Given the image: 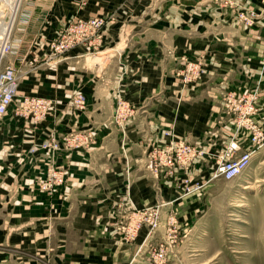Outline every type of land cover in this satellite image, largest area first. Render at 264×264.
Returning a JSON list of instances; mask_svg holds the SVG:
<instances>
[{"label": "crops", "instance_id": "obj_1", "mask_svg": "<svg viewBox=\"0 0 264 264\" xmlns=\"http://www.w3.org/2000/svg\"><path fill=\"white\" fill-rule=\"evenodd\" d=\"M22 1L2 61L16 65L18 96L51 98L54 106L37 123L14 105L0 119V264H149L151 242L140 245L143 233L123 242L117 224L130 207L174 200L180 189L178 174L159 182L145 170V149L168 139L169 130L205 150L190 175L209 184L223 179L213 172L231 141L223 129L225 89L259 88L264 106V13L248 29L208 0ZM242 2L261 9V0ZM74 14L106 18L103 49L78 45L54 56L49 42ZM200 55L208 72L195 86L181 87L175 71L182 56ZM120 88L136 110L125 139L113 121ZM78 92L86 97L81 108L71 102ZM75 129L91 132L89 147L32 149ZM59 166L67 178L54 194L33 186ZM196 200L175 204L184 218L199 210Z\"/></svg>", "mask_w": 264, "mask_h": 264}, {"label": "rangeland", "instance_id": "obj_2", "mask_svg": "<svg viewBox=\"0 0 264 264\" xmlns=\"http://www.w3.org/2000/svg\"><path fill=\"white\" fill-rule=\"evenodd\" d=\"M23 2L22 0L20 1L12 25V31L9 36L10 44L11 41H13V35L16 31V24L20 18ZM235 2L236 4L232 7L221 8L230 10L234 19L241 26L248 29L254 28L260 16L264 13V0H261V9L259 10L245 4L242 0H235ZM0 9L3 13L0 15V22L11 21V8L6 0H0ZM241 14L245 15V17H241ZM75 15L76 14L67 17L65 22L69 21ZM246 19L250 20V23H247ZM103 39L104 35L102 40L95 45H89V43L80 45L89 46L93 53H96L103 49ZM70 50L62 55L68 53ZM185 57L192 60L201 59V61L205 63V72L201 75V78L189 85L183 84L177 76V71L183 66V59ZM4 66H6V64L1 58L0 68ZM179 68L175 71L179 84L181 87L191 88L208 72V61L204 55L195 58L182 56V65ZM233 93L236 95L228 96ZM80 94L84 95L82 92H78L71 99L72 104H74L76 108H81L86 103V97L82 105H76L74 103V98ZM23 96H18L17 94L13 104L15 106V112L21 117L28 118L34 122V113H27L21 106L20 99ZM119 96L124 97V91L121 88L117 93L113 121L121 129L123 132L122 138L125 139L126 123L136 114V110L134 105L124 97L134 107V113L129 117L121 118L117 112V100ZM34 97H40L51 101V107L48 113L45 114L43 119L38 120L42 121L52 110L54 101L51 98L43 96ZM260 99L259 88L243 91L225 89L223 93L221 103L228 117L223 124V129L227 135L231 136V141L224 145L219 153V158L223 156L227 147L232 142H236L239 146L237 153L252 147L253 141L254 143L260 144L249 166L232 179L228 180L223 178L213 184H209V178L205 180H196L194 176L189 173L193 163H191L188 168H184L185 166L177 167L176 170H173L175 174L169 173L172 171V168L166 166L161 167L158 169V172H155L151 169L153 163L148 156L147 150L150 144L154 145L161 141L151 142L147 145L144 159L145 170L148 171L153 178L159 180V182H166L169 178L176 177L178 174V178L176 177V184L180 189L179 195L175 197L174 200H164L142 207H130L126 210L123 218H121V221L117 224V234L123 242L134 243L142 233L143 239L140 245H148V243L151 242L149 256L147 258L149 264H264V106L261 105ZM250 105H252L253 108H250ZM20 107L22 110H20ZM76 134L82 135L78 136ZM71 136L74 137V140H72V144H67L68 138ZM166 136L168 138L166 140L189 142L177 138L173 132L169 130L166 132ZM51 138L56 137H50L46 140H51ZM56 139L62 145L61 150L72 151L81 147H89L92 141V135L89 130L75 129L65 133L61 139ZM46 151L53 152L51 150ZM52 168H56L57 170L62 169L64 171L65 179L61 184L54 187L51 191H44L38 187V178L42 176L40 175L36 178L33 185L40 191L50 195L54 194L56 190L66 182L67 178V171L65 168L60 166ZM52 168H49L44 175H47ZM186 178L190 179L188 185H185L184 182ZM198 184L202 185V187L196 189ZM193 186H195V189L192 188ZM203 188H206L205 193L203 192V195L198 196L199 193L203 191ZM194 199H197L196 203H198L199 210L195 211L191 219H186L183 217V214L181 215L178 205L175 204L182 200L192 201ZM123 201L125 202V200ZM166 206L170 207L167 214H165L164 210ZM145 209L157 210V218L148 219L149 217H147V220L141 222L136 229L131 230L129 233L130 236L127 237L126 228L130 222V214L134 210ZM125 237L128 239L125 240Z\"/></svg>", "mask_w": 264, "mask_h": 264}, {"label": "built area", "instance_id": "obj_3", "mask_svg": "<svg viewBox=\"0 0 264 264\" xmlns=\"http://www.w3.org/2000/svg\"><path fill=\"white\" fill-rule=\"evenodd\" d=\"M217 3L220 7H232L236 4L235 0H208ZM241 17L245 15L241 14ZM106 18L104 16H93L89 18H82L79 15L73 16L69 21H66L54 34L49 42V48L54 56H60L71 48L80 44L89 43L95 45L99 43L104 35V27L106 25ZM247 23L250 20L246 19ZM10 48V46H9ZM205 72V63L201 59L192 60L189 58L183 59V66L178 69L177 76L183 84L189 85L201 78ZM18 75L15 64H6L0 68V119L5 116L11 105L14 104L18 92ZM236 95L233 93V96ZM85 101V96L80 94L74 98L76 105H82ZM21 106L28 112H33L35 123L43 119L51 107V101L40 97L25 95L20 99ZM250 108H253L250 105ZM20 110L22 108L20 107ZM117 112L121 118L129 117L134 113V107L123 97L119 96L117 100ZM81 136L82 134H76ZM74 137L68 138L67 144H72ZM260 144L252 143V147L245 149L239 153V146L236 142H232L224 152L223 156L219 158L216 170L213 172V177H223L225 179H232L243 170H245L251 163L253 156ZM38 148L44 150L58 151L62 149V145L56 138L45 140L40 145L34 146L35 151ZM148 156L153 163L151 169L158 172L161 167H170L174 173L177 167L182 166L188 168L194 160L203 155L205 150L201 145L184 141H161L156 144H150L147 150ZM65 179V173L62 169H50L47 175H42L38 178V187L44 191H51L57 185L61 184ZM185 185L190 182L189 178L184 179ZM202 187L198 184L197 188ZM195 189V186L192 187ZM148 219L157 218V210H134L129 216L130 222L126 228L127 237L131 230L139 226L141 222ZM125 237L124 239H128Z\"/></svg>", "mask_w": 264, "mask_h": 264}, {"label": "bare ground", "instance_id": "obj_4", "mask_svg": "<svg viewBox=\"0 0 264 264\" xmlns=\"http://www.w3.org/2000/svg\"><path fill=\"white\" fill-rule=\"evenodd\" d=\"M11 8V21L0 22V35H1V41H0V61L4 53L9 49L10 42H9V36L10 32L12 31V25L15 20L17 10L20 5L21 0H6ZM2 10L0 9V15H2ZM15 24V23H14ZM115 118V117H114ZM28 119V118H27Z\"/></svg>", "mask_w": 264, "mask_h": 264}]
</instances>
